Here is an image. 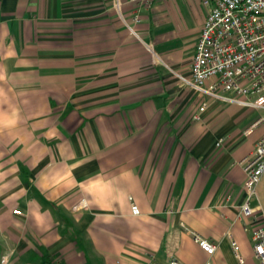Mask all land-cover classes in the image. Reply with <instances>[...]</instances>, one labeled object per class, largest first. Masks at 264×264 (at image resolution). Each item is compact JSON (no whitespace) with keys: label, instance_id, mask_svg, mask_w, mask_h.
<instances>
[{"label":"crops","instance_id":"0c3cea01","mask_svg":"<svg viewBox=\"0 0 264 264\" xmlns=\"http://www.w3.org/2000/svg\"><path fill=\"white\" fill-rule=\"evenodd\" d=\"M206 11L157 0L138 37L112 0H0V264H259L237 213L264 112L164 65L190 73Z\"/></svg>","mask_w":264,"mask_h":264},{"label":"built area","instance_id":"2783aa9c","mask_svg":"<svg viewBox=\"0 0 264 264\" xmlns=\"http://www.w3.org/2000/svg\"><path fill=\"white\" fill-rule=\"evenodd\" d=\"M156 1L112 0V9L127 29L139 37L136 26L142 21L141 12ZM204 5L206 19L196 43L190 73L183 74L168 64L164 65L184 86L204 97L264 112V0H204ZM125 7L131 13V22L124 17ZM206 107L207 102H204L195 119H201ZM260 122H264V115L255 124ZM224 142V138H219L216 146L221 147ZM240 163L245 173V198L239 205L237 218L250 220V223H245V230L251 232L255 257L259 264H264V212L261 207L253 206L264 174V135ZM132 211L140 213L135 204H132ZM14 213L23 215L19 209ZM193 236L209 256L215 254L217 243L197 232H193ZM232 244L236 256L243 263L240 246L233 238ZM8 257L6 254L4 261ZM149 264L160 263L152 260ZM170 264L182 263L170 254ZM206 264H213L212 260L209 259Z\"/></svg>","mask_w":264,"mask_h":264},{"label":"rangeland","instance_id":"374dc122","mask_svg":"<svg viewBox=\"0 0 264 264\" xmlns=\"http://www.w3.org/2000/svg\"><path fill=\"white\" fill-rule=\"evenodd\" d=\"M201 95V94H200Z\"/></svg>","mask_w":264,"mask_h":264}]
</instances>
